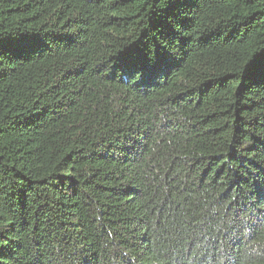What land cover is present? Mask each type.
<instances>
[{
  "label": "trees",
  "instance_id": "1",
  "mask_svg": "<svg viewBox=\"0 0 264 264\" xmlns=\"http://www.w3.org/2000/svg\"><path fill=\"white\" fill-rule=\"evenodd\" d=\"M0 264H264V0H0Z\"/></svg>",
  "mask_w": 264,
  "mask_h": 264
},
{
  "label": "snow or ice",
  "instance_id": "2",
  "mask_svg": "<svg viewBox=\"0 0 264 264\" xmlns=\"http://www.w3.org/2000/svg\"><path fill=\"white\" fill-rule=\"evenodd\" d=\"M136 71H139V69H137ZM256 203H260V201L258 200ZM258 211H259V209H258Z\"/></svg>",
  "mask_w": 264,
  "mask_h": 264
}]
</instances>
